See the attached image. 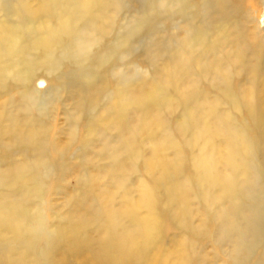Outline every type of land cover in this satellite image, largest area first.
Listing matches in <instances>:
<instances>
[{"label":"rangeland","instance_id":"374dc122","mask_svg":"<svg viewBox=\"0 0 264 264\" xmlns=\"http://www.w3.org/2000/svg\"><path fill=\"white\" fill-rule=\"evenodd\" d=\"M143 1L45 55L0 2V264H264V0H226L207 65Z\"/></svg>","mask_w":264,"mask_h":264},{"label":"bare ground","instance_id":"6f19581e","mask_svg":"<svg viewBox=\"0 0 264 264\" xmlns=\"http://www.w3.org/2000/svg\"><path fill=\"white\" fill-rule=\"evenodd\" d=\"M144 1L143 2L145 3L146 7L147 5L150 6L152 4L151 0H144ZM171 1L174 3L176 7L180 6L181 14H182L181 18L184 19L185 26H184V38L182 40V44H185L188 49L190 48V50L188 51H192V53H194L193 51H195V48L197 49L202 48L200 52V61L204 60V58L207 57L208 61L207 63L205 62L207 65L209 63L208 56L214 53L219 47V42L221 40L219 36V31H221V29L223 28V22L225 21L227 22L226 17L228 15H226L227 12L225 11V9H227L226 6L227 1L226 0H171ZM0 2L2 5L7 7L8 9L6 10L7 13L13 15L12 17H14L15 20L18 22V24L21 25V27H19L20 31H22L21 33L17 34L18 33L17 31L12 32V34L15 33L16 35L15 37L17 38L15 39V42L12 43L13 46L15 45V48H13L10 52H13V50H15L16 52H19V54L22 55L24 54V52L30 50L27 49L26 51L24 50V48H22L25 46L23 42L27 40L30 41L32 40L31 42L32 47H36V49L43 51L44 55L46 54L47 50L52 49L53 47L58 46L60 44L63 45L62 40L64 36L72 35L74 37L73 39H75L73 41L74 43H76L77 41L81 43V40H83V38L79 36L80 33L74 31L76 20H78L80 17L84 18L85 16L91 15L95 10H98L100 12H106L105 10H108L109 7H114V6L116 7L117 10L116 12H118L121 11L126 5V0H84V1L83 0H43L41 10L37 14L39 16L36 17L41 16L40 18L42 22L45 21V23L44 26L42 27L41 33L38 34V36H34L32 39V36L34 35L35 32L32 29L31 24L29 26V23L31 22L28 21V18L24 15V13L20 12L21 10L19 9L18 10L15 9L14 6L11 5V2L9 0H0ZM146 10L148 9L145 8L143 12H139L140 13L139 16H141V18L143 17V20L146 18ZM191 12H194V14ZM49 23H51L52 25L54 23V26L52 27L51 25H49ZM46 27H49L50 29H47ZM129 29L131 28L129 27ZM34 40L35 43H33ZM71 44L72 42L68 44L66 48L67 47L70 48ZM210 63L213 64V61H210ZM42 83L43 82L40 81V84Z\"/></svg>","mask_w":264,"mask_h":264}]
</instances>
